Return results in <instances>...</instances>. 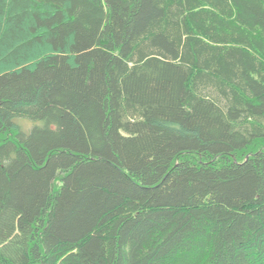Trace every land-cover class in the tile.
Instances as JSON below:
<instances>
[{
    "label": "trees",
    "instance_id": "1",
    "mask_svg": "<svg viewBox=\"0 0 264 264\" xmlns=\"http://www.w3.org/2000/svg\"><path fill=\"white\" fill-rule=\"evenodd\" d=\"M0 264H264V0H0Z\"/></svg>",
    "mask_w": 264,
    "mask_h": 264
}]
</instances>
